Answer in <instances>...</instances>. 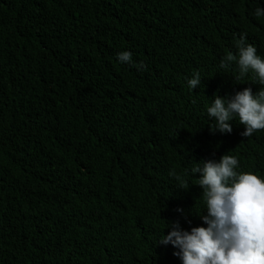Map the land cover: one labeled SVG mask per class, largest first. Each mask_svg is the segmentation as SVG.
Wrapping results in <instances>:
<instances>
[{
	"label": "trees",
	"instance_id": "1",
	"mask_svg": "<svg viewBox=\"0 0 264 264\" xmlns=\"http://www.w3.org/2000/svg\"><path fill=\"white\" fill-rule=\"evenodd\" d=\"M256 7L0 0V264H181L157 241L167 223L206 227L190 163L230 154L264 176V129L242 137L237 118L213 134L206 112L215 95L262 87L235 80V62L219 68L242 33L264 57Z\"/></svg>",
	"mask_w": 264,
	"mask_h": 264
},
{
	"label": "clouds",
	"instance_id": "2",
	"mask_svg": "<svg viewBox=\"0 0 264 264\" xmlns=\"http://www.w3.org/2000/svg\"><path fill=\"white\" fill-rule=\"evenodd\" d=\"M253 15L264 16V7H256ZM236 48L235 55L228 53L220 60L219 68H229L235 62V80L251 72L262 87L255 94L251 88H244L233 96L215 95L206 105V112L213 134H230L232 121L238 118L245 129L241 136L248 138L264 129V57L247 43L243 33ZM116 59L120 64L143 67L135 64L129 51L118 53ZM201 80L200 72H193L187 79L188 88L193 91ZM239 168L238 159L230 154L219 160L190 163L185 171L202 190L198 201L203 207L196 212L206 227L185 230L179 221L167 223L168 234L162 233L157 245H171L181 264H264V176ZM169 175L176 176L178 189L185 190L186 181L174 170ZM176 211L184 214L183 209Z\"/></svg>",
	"mask_w": 264,
	"mask_h": 264
}]
</instances>
